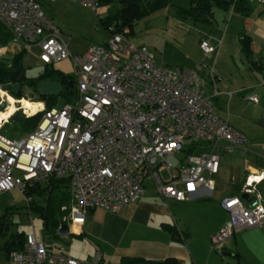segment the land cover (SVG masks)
I'll use <instances>...</instances> for the list:
<instances>
[{"label": "built area", "instance_id": "1", "mask_svg": "<svg viewBox=\"0 0 264 264\" xmlns=\"http://www.w3.org/2000/svg\"><path fill=\"white\" fill-rule=\"evenodd\" d=\"M42 1L55 0H0V22L17 47L27 51L37 46L43 66L70 58L75 93L71 100L49 107L41 101L42 107L25 113H41L31 130L14 137L0 134V195L17 191L29 203L30 190L52 179H67L70 198L63 220L69 227L82 225L96 207L117 212L138 202L147 181L159 195L176 201L210 197L218 170L216 145L223 141L231 150L249 144L243 132L219 116L213 95L206 91L207 83L216 81V46L201 35V60L192 68L170 69L156 64L144 45L133 44L125 29L109 32L103 42L74 55L61 28L43 11ZM72 1L94 11L100 3ZM11 85L0 83V105L5 103L0 110L7 108L11 95L18 104L15 113L22 108ZM246 98L258 100L254 95ZM14 113L0 118V129ZM263 180L264 172L248 177L242 190L246 199L239 194L222 199L228 219L211 236V249H221L243 229L264 226V192L257 187ZM101 260L100 251L77 259L33 233L26 235L22 249L9 254V264Z\"/></svg>", "mask_w": 264, "mask_h": 264}, {"label": "crops", "instance_id": "2", "mask_svg": "<svg viewBox=\"0 0 264 264\" xmlns=\"http://www.w3.org/2000/svg\"><path fill=\"white\" fill-rule=\"evenodd\" d=\"M227 11L214 8L211 30L200 34L216 46L212 56L216 81L214 85L208 82L206 91L213 95L219 116L243 132L249 144L231 150H226L223 141L216 145L218 170L212 176L210 197L176 201L159 195L147 181L138 202L117 212L100 207L89 210L84 223L70 226L67 236L86 240L93 253L100 251V264H120L123 257L150 261L172 257L182 264L264 263V226L235 233L221 249L210 246L211 236L228 219L222 199L241 196L248 177L264 172V12L252 8L249 16H242L231 10L227 16ZM217 17H222L220 23ZM245 37L249 39V56L242 50ZM246 95L256 96L257 102ZM257 187L264 192V180Z\"/></svg>", "mask_w": 264, "mask_h": 264}, {"label": "rangeland", "instance_id": "3", "mask_svg": "<svg viewBox=\"0 0 264 264\" xmlns=\"http://www.w3.org/2000/svg\"><path fill=\"white\" fill-rule=\"evenodd\" d=\"M41 3L45 14L61 28L68 42L69 51L74 55L83 54L89 44L103 42L109 36L110 29L105 27L101 19L105 17L108 7L112 6L111 4H100L94 11L88 6L72 0L42 1ZM189 4L190 0H172L170 5L160 7L142 17L135 23L131 33L128 34L130 41L136 45H144L154 55L156 64L170 69L177 66L194 67L202 58L198 49L200 34L209 32L212 26L193 22L191 19L180 18L177 15V9L179 6L187 8ZM251 6L253 9L261 8L264 12L263 2L256 1L251 3ZM231 10L228 9L227 16L233 12ZM230 17H226L227 20L230 21ZM221 20L222 17L219 18V23ZM233 21H231L232 25ZM5 46V49H3L4 46H0V48L3 57L9 59L21 49L11 42ZM37 54L38 48L35 45L30 46L26 51L23 64L27 78H37L44 71V66L36 58ZM54 66L59 67L64 73L72 74L70 58L56 63ZM22 93L23 98L19 99L18 102L27 114H32L40 108L39 102L41 101H38V97L28 87H24ZM55 100L56 104H59L62 99L55 96ZM0 134L14 137L20 135L21 132L17 124L10 119L9 122L3 124ZM37 201L41 203L42 199L37 198ZM26 204L28 203L17 191H8L0 195V213L6 205H12V210L16 211L18 206L25 207ZM12 230L23 231L25 234L33 233L38 239L45 240L50 247L61 249L65 253L80 259L87 258L93 253L91 244L77 236L66 235V237L58 238L44 236L42 219L33 210L31 212L22 210L14 214L12 216ZM0 264H9V258L3 253L0 254Z\"/></svg>", "mask_w": 264, "mask_h": 264}, {"label": "trees", "instance_id": "4", "mask_svg": "<svg viewBox=\"0 0 264 264\" xmlns=\"http://www.w3.org/2000/svg\"><path fill=\"white\" fill-rule=\"evenodd\" d=\"M254 2L255 0H190L187 8L179 7L177 9V15L182 19H191L193 22L208 25L211 22L214 8L232 9L242 16H249L253 8L251 3ZM103 3L112 5L108 7L105 17L101 19L105 27L110 29L109 32H122L126 29L129 34L139 19L160 7L170 5L172 0H100L99 5ZM12 38V34L0 22V46L7 45ZM242 42V50L249 56L251 49L248 37H245ZM25 53L26 49L21 48L14 53L9 62L0 61V83L7 85L19 83L21 87L20 92L15 96L18 99L23 96V88L28 87L38 97V101H44L49 107L56 104L55 96H40L36 91V84L40 79L61 80L64 89L58 97L66 101L73 98L75 87L74 85H68L70 80L73 82V75L64 73L54 65H45L43 73L37 78H27L23 64ZM14 114H16L15 117L13 116ZM14 114L9 120L11 119L17 124L21 134L34 128L41 116L40 112L31 116H23L17 112ZM29 194L33 196V199L25 207L18 206V210L13 211L12 205H6L0 213V254L3 253L8 258L10 252L13 250L22 249L26 240L27 234L23 231L12 230V216L22 210H26L27 212L33 210L39 214L42 219L44 236L59 237L57 228L66 214V209L63 207L68 205L70 198L68 180L52 179L46 185L37 186L30 190ZM37 198H41L42 202L39 203ZM120 264L182 263L172 257L161 261L123 257L120 259Z\"/></svg>", "mask_w": 264, "mask_h": 264}, {"label": "water", "instance_id": "5", "mask_svg": "<svg viewBox=\"0 0 264 264\" xmlns=\"http://www.w3.org/2000/svg\"><path fill=\"white\" fill-rule=\"evenodd\" d=\"M229 1V0H225ZM9 58L1 57L0 61L2 62H9ZM69 86L73 85L72 80L68 83ZM64 89V85L61 80H53V79H40L36 84V91L40 96H59ZM11 92L17 96L20 92V84L13 83L11 85ZM5 107V103H1L0 108L3 109ZM17 113L26 116L22 109H18ZM14 117L16 114L13 115ZM247 193H243L241 198L246 199ZM58 234L61 236L66 235L69 232V225L63 219L61 220L59 227H58Z\"/></svg>", "mask_w": 264, "mask_h": 264}, {"label": "bare ground", "instance_id": "6", "mask_svg": "<svg viewBox=\"0 0 264 264\" xmlns=\"http://www.w3.org/2000/svg\"><path fill=\"white\" fill-rule=\"evenodd\" d=\"M8 101L10 103L8 104L7 108L5 110H0V118L8 117L12 113H14V111L17 109L16 101L11 95H8ZM39 104L41 105L40 107H42V103L39 102ZM23 112L26 113L24 109Z\"/></svg>", "mask_w": 264, "mask_h": 264}]
</instances>
